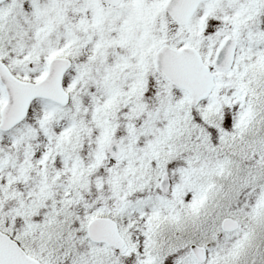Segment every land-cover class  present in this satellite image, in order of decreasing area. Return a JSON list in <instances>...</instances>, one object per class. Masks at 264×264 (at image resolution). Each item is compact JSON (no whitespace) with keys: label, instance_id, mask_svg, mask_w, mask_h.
I'll return each instance as SVG.
<instances>
[{"label":"snow or ice","instance_id":"obj_1","mask_svg":"<svg viewBox=\"0 0 264 264\" xmlns=\"http://www.w3.org/2000/svg\"><path fill=\"white\" fill-rule=\"evenodd\" d=\"M0 264H264V0H0Z\"/></svg>","mask_w":264,"mask_h":264}]
</instances>
